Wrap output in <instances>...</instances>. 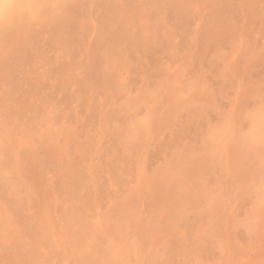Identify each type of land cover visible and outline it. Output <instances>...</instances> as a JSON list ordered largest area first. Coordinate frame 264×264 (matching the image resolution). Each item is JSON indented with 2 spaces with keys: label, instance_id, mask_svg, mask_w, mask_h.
Instances as JSON below:
<instances>
[{
  "label": "rangeland",
  "instance_id": "obj_1",
  "mask_svg": "<svg viewBox=\"0 0 264 264\" xmlns=\"http://www.w3.org/2000/svg\"><path fill=\"white\" fill-rule=\"evenodd\" d=\"M25 1L0 26V264H264V0Z\"/></svg>",
  "mask_w": 264,
  "mask_h": 264
},
{
  "label": "bare ground",
  "instance_id": "obj_2",
  "mask_svg": "<svg viewBox=\"0 0 264 264\" xmlns=\"http://www.w3.org/2000/svg\"><path fill=\"white\" fill-rule=\"evenodd\" d=\"M36 1H37V0H36ZM41 1H42V0H41ZM49 1H50V0H49ZM65 1H66V0H65ZM43 2H44V0H43ZM46 2H47V1H46ZM50 2H51V1H50ZM52 2H53V1H52ZM55 2H56V1H55ZM25 3H28V1H27V2L25 1V2H24V0H0V7H3L4 5H23V4H25ZM240 3H241V2H240ZM30 4H31V3H30ZM36 4H37V3H36ZM40 4H41V3H40ZM45 4H46V3H45ZM51 4H52V3H51ZM237 4H238V2H237ZM28 5H29V4H28ZM38 5H39V4H38ZM46 6H47V4H46ZM51 6H52V5H51ZM237 6H238V5H237ZM242 6H243V5H242ZM242 6H241V7H242ZM35 7H36V6H35ZM43 7H44V6H43ZM14 8H15V7H14ZM14 8H12V9H5V11H6L7 14H6V16H5L4 18L0 19V26H3V24L8 23V21L11 20V19L14 17V10H15ZM17 8H18V7H17ZM38 8H39V7H38ZM41 9H42V8H41ZM20 10H22V8H21ZM25 10H26V9H25ZM44 10H45V9H44ZM34 11H35V10H34ZM34 11H33V12H34ZM36 11H37V9H36ZM36 11H35V12H36ZM39 11H41L40 8H39ZM243 11H244V10H243ZM24 12H25V11H24ZM26 12H28V10H27ZM15 13H16V12H15ZM28 13H29V12H28ZM31 13H32V12H31ZM39 13H40V12H39ZM18 14H20V13L18 12ZM18 14H17V15H18ZM41 14H42V13H41ZM41 14H39V15H40V16H39L40 18H41L42 15H43V14H42V15H41ZM243 14H244V12H243ZM22 15H23V13H22ZM28 15H29V14H28ZM33 15H34V14H32V16H33ZM18 16H20V15H18ZM18 16H17V17H18ZM23 16H27V15H23ZM15 17H16V16H15ZM37 17H38V16H37ZM24 18H25V17H24ZM24 18H23V19H24ZM26 18H27V17H26ZM29 18H30V17H29ZM31 18H32V17H31ZM34 18H35V16H34ZM13 19H14V18H13ZM15 19H18V18H15ZM19 19L21 20V18H19ZM24 20H25V19H24ZM24 20H22V21H24ZM11 21H12V20H11ZM18 21H19V20H18ZM22 21H21V22H22ZM16 23H17V22H16ZM16 23H15V24H16ZM13 24H14V23H13ZM15 24H14V25H15ZM11 25H12V24H11ZM4 27H5V26H4ZM4 27H2V28H4ZM8 27H9V26H8ZM10 27H11V26H10ZM16 27H17V26H16ZM6 29H7V28H6ZM11 29H12V28H11ZM4 30H5V29H4ZM6 31L8 32V29H7ZM10 31H11V30H10ZM9 34H10V33H9ZM1 35H2V34H1ZM3 35H5V33H4ZM7 35H8V34H7ZM7 35H6V36H7ZM8 36H9V35H8ZM4 38H5V37H4ZM262 109H263V108H262ZM254 113H255V112H254ZM247 115H248V113H247ZM247 115H246V116H247ZM249 116H251V115H249ZM249 116H248V117H249ZM256 118H257V117H256ZM256 118H255V119H256ZM262 118L264 119V117H262ZM247 119H248V118H247ZM247 119H246V120H247ZM251 119H252V118H251ZM263 119H260V120L263 121ZM260 120H259V121H260ZM249 122H250V120H249ZM254 122H256V120H255ZM254 122H253V123H254ZM253 123H252V124H253ZM258 123H259V122H258ZM252 124H250V125H252ZM250 125H249V126H250ZM254 125H255V124H254ZM258 125L261 126V124H258ZM262 125H263V124H262ZM247 126H248V125H247ZM256 126H257V124H256ZM263 126H264V125H263ZM252 128H253V127H251L250 129L252 130ZM255 128H256V127H255ZM256 130H257V129H256ZM256 130H255V131H256ZM260 130H261V129H260ZM14 131H15V130H14ZM64 131H65V130H64ZM248 131H249V129H248ZM15 133H17V132H15ZM253 133H254V132H253ZM256 133H257V131H256ZM259 133H260V132H259ZM262 133H263V132H262ZM46 134H47V133H46ZM246 134H247V133H246ZM248 134H251V132H249ZM48 135H49V134H48ZM54 135H55V134H54ZM252 135H253V134H252ZM257 135H258V134H257ZM262 135H264V133H263ZM259 136H261V135H258V137H259ZM24 137H25V136H24ZM247 137H248V135H247ZM250 137L253 138L252 136H250ZM255 137H256V136H255ZM258 137H256V138H258ZM52 138H53V137H52ZM17 139H18V138H17ZM22 139H24V138H22ZM209 139H210V138H209ZM254 139H255V138H254ZM25 140H26V139H25ZM26 142H27V141H26ZM50 142H51V141H50ZM19 144H21V143L19 142ZM24 145H25V143H24ZM19 146H20V145H19ZM19 146H18V147H19ZM28 147H29V146H28ZM15 149H16V148H15ZM18 149H19V148H18ZM26 151H27V150H26ZM30 152H31V151H30ZM17 153H18V152H17ZM22 153H23V152H22ZM26 153H27V152H26ZM28 153H29V152H28ZM27 155H28V154H27ZM18 156H19V155H18ZM23 156H25V155L23 154ZM23 156H22V157H23ZM19 158H21V157H19ZM26 158H27V157H26ZM36 158H37V157H36ZM36 158H35V159H36ZM5 159H6V158H5ZM28 159H29V158H28ZM33 161H34V160H33ZM36 161H37V160H36ZM36 161H35V162H36ZM38 162L40 163L39 160H38ZM36 163H37V162H36ZM5 166H7V165H5ZM3 168H4V166H3ZM7 168H8V167H7ZM34 169H35V168H34ZM26 170H27V169H26ZM7 172H8V171H7ZM32 172H33V171H32ZM43 173H44V172H43ZM39 174H40V173H39ZM1 175H3V174H1ZM10 178H11V177H10ZM6 179H7V178H6ZM35 179H36V178H35ZM0 180H1V179H0ZM8 180H9V179H8ZM49 180H50V179H49ZM42 181H43V180H42ZM42 181H41V182H42ZM7 182H8V181H7ZM11 182H13V181H11ZM3 183H4V182H3ZM30 183H31V182H30ZM44 183H45V182H44ZM46 183H47V182H46ZM48 183H50V182L48 181ZM4 184H5V183H4ZM10 184H11V183H10ZM13 184H14V183H13ZM34 185H36V184H34ZM14 186H15V185H14ZM18 186H19V185H18ZM41 186H42V185H41ZM43 186H44V185H43ZM48 186H49V184H48ZM36 187H37V186H36ZM38 187H39V186H38ZM44 188H46V187H44ZM44 188H43V189H44ZM48 188H49V187H48ZM39 189H41V188H39ZM50 189H51V188H50ZM53 189H54V188H53ZM53 189H52V190H53ZM41 190H42V189H41ZM46 190H48V189H46ZM39 191H40V190H39ZM45 192H46V191H44V193H45ZM53 192H54V191H53ZM41 193H42V192H41ZM41 193H39V194L41 195ZM44 193H43V194H44ZM43 194H42V195H43ZM41 197H42V196H41ZM39 198H40V197H39ZM43 200H46V197H45V199L43 198ZM40 203H42V202H40ZM43 203H44V202H43ZM43 203H42V204H43ZM46 203H47V202H46ZM35 204H36V203H35ZM48 205H49V203H48ZM3 206H4V205H3ZM35 206H36V205H35ZM42 206H43V205H42ZM42 206H39V207H42ZM45 206H46V205H45ZM37 207H38V204H37L36 208H37ZM48 207H49V206H48ZM96 207H97V206H96ZM1 210H2V209H1ZM36 210H37V209H36ZM37 211H38V210H37ZM55 211H56V209H55ZM40 213H41V208H40ZM56 213H57V212H56ZM1 214H2V213H1ZM38 214H39V213H38ZM41 214H42V216H44L43 214H46V213H45L44 210H43V213H41ZM56 215H57V214H56ZM2 216H3V215H2ZM4 216H5V215H4ZM46 216L48 217V213H47ZM51 216H52V215H51ZM47 217L44 218V219H47ZM52 217H53V216H52ZM52 217H51V218H52ZM54 217H55V216H54ZM4 218H6V216H5ZM6 219H7V218H6ZM49 219H50V218H49ZM52 219H53V218H52ZM58 219H59V218H58ZM0 220H1V219H0ZM44 221H46V220H44ZM48 221H49V220H48ZM96 221H97V220H96ZM96 221H95V222H96ZM46 222H47V221H46ZM2 223H4V222H2ZM5 223H6V222H5ZM48 223L50 224L51 222H48ZM48 223H47V224H48ZM59 223H60V222H59ZM99 223H100V221H99ZM8 224H9V223H8ZM8 224H7V225H8ZM53 224H54V223H53ZM97 224H98V223H97ZM97 224H96V225H97ZM2 225H3V224H2ZM59 225H60V224H59ZM102 225H103V223H102ZM9 226H11V225H9ZM12 226H13V225H12ZM48 226H49V225H48ZM93 226L95 227V225H93ZM49 227H50V226H49ZM59 227H60V226H59ZM99 227H100V226H99ZM2 228H3V227H2ZM8 228H9V227H8ZM8 228H6V229H8ZM10 228H11V227H10ZM54 228H56V227H54ZM97 228H98V227H97ZM46 229H47V228H46ZM49 229H50V228H49ZM0 230H3V229L0 228ZM4 230H5V229H4ZM33 230H34V229H33ZM56 230H57V229H56ZM5 231H6V230H5ZM9 231H10V230H8V232H9ZM16 231H18V230H16ZM50 231H51V230H50ZM60 231H61V229H60ZM8 232H7V234H8ZM45 232H46V231H45ZM47 232H48V230H47ZM55 232H56V231H55ZM55 232H54V233H55ZM61 232H62V231H61ZM99 232H101V231H99ZM9 233H10V232H9ZM17 233H18V232H17ZM12 234H13V233H12ZM47 234H48V233H47ZM56 234H58V232H57ZM10 235H11V234H10ZM14 235H15V234H14ZM14 235H13V236H14ZM21 235H22V234H21ZM18 236H19V235H18ZM54 236H55V235H54ZM4 237H5V236H4ZM19 237H20V236H19ZM45 237H46V234H45L44 238H45ZM2 238H3V237H2ZM5 238H6V237H5ZM56 238H57V237H56ZM10 239H11V236H10ZM12 239H13V238H12ZM12 239H11V240H12ZM47 239H48V238H47ZM49 239H50V238H49ZM119 239H120V238H119ZM119 239H118V240H119ZM3 240H4V239H3ZM6 240H7V238H6ZM14 240H16V239H14ZM14 240H13V241H14ZM18 240H19V239H18ZM40 240H41V239H40ZM21 241H23V239H22ZM35 241H37V240H35ZM43 241H44V240H43ZM23 242H25V241H23ZM26 242H27V241H26ZM41 242H42V241H41ZM41 242H40V244H41ZM50 242H51V240L49 241V243H50ZM57 242H59V240H58ZM55 243H56V242H55ZM125 243H126V242H125ZM16 244H17V241H16ZM45 244H46V243H45ZM45 244H44V245H45ZM123 244H124V243H123ZM14 245H15V243H14ZM28 245H29V244H28ZM37 245H38V243H37ZM16 246H17V245H16ZM125 246H126V245H125ZM16 248H17V247H15V249H16ZM21 248H22V247H21ZM25 248H26V247H25ZM28 249H29V246H28ZM33 249H34V248H33ZM34 250H35V249H34ZM40 250H41V249H40ZM15 251H16V250H15ZM22 251H23V250H22ZM25 251H26V250H25ZM28 251H29V250H28ZM31 251H33V250H31ZM16 252H17V251H16ZM25 253H26V252H25ZM16 254H17V253H16ZM32 254H34V253L32 252ZM18 255H19V254H18ZM18 255H17V257H18ZM21 255H22V253H21ZM26 255H27V254H26ZM19 257H20V256H19ZM21 257H23V256H21ZM29 258H30V257H29ZM29 258H28V259H29ZM53 258H55V257H53ZM53 258H51V259H53ZM56 258H57V257H56ZM19 259H20V258H19ZM19 259H17V261H18ZM22 259H23V258H22ZM34 259H35V258H34ZM23 260H26V261H27V259H23ZM29 260H30V259H29ZM56 260H58V259H56ZM62 260H63V259H62ZM62 260H61V262H62ZM36 261H37V260H36ZM48 261H49V260H48ZM64 261H65V260H64ZM19 262H20V260H19ZM19 262H18V263H19ZM23 262H24V261H23ZM27 262H28V261H27ZM57 262H58V261H57ZM67 263H68V262H67ZM67 263H65V264H67ZM14 264H15V263H14ZM16 264H17V263H16ZM19 264H21V263H19ZM27 264H34V262L31 260V262H28ZM39 264H40V263H39Z\"/></svg>",
  "mask_w": 264,
  "mask_h": 264
},
{
  "label": "clouds",
  "instance_id": "obj_3",
  "mask_svg": "<svg viewBox=\"0 0 264 264\" xmlns=\"http://www.w3.org/2000/svg\"><path fill=\"white\" fill-rule=\"evenodd\" d=\"M14 7H19L22 9L28 8L29 5H4L3 7H0V19L4 18L6 16L5 9H12Z\"/></svg>",
  "mask_w": 264,
  "mask_h": 264
}]
</instances>
